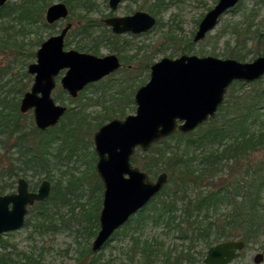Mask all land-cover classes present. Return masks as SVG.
Here are the masks:
<instances>
[{
    "label": "trees",
    "instance_id": "obj_1",
    "mask_svg": "<svg viewBox=\"0 0 264 264\" xmlns=\"http://www.w3.org/2000/svg\"><path fill=\"white\" fill-rule=\"evenodd\" d=\"M54 1L10 0L0 6V42L4 36H12L10 31L13 28L38 24L46 26L44 14ZM61 1L68 5L70 13L72 7L77 6L84 12V18L86 17V22L77 27L75 34V37L79 38V50L99 54L102 46L112 48L113 40L120 41V36L114 34L110 27L91 17L92 7L96 5L97 0ZM242 4L243 0L232 11L241 8ZM153 12L155 10L151 11ZM247 18L236 23L226 22L215 36V41L219 42L230 32L243 36L254 35L256 30L251 31L252 24ZM100 25L105 26L106 31L95 34V27ZM4 31L7 33L2 34ZM192 45L193 43H188L186 50H191L189 48ZM235 49L237 50L230 53L226 51L224 55L245 61L246 53L239 46ZM115 50L124 58L126 45L115 44ZM123 65L124 67L102 80L105 85L108 81L113 82L112 88L105 89L108 91L103 93L113 97L108 100L105 114L102 115L101 112L99 118L104 116L103 120L126 116L124 109L117 106V100L127 95L130 89L127 83H133L135 77L125 74L123 79L116 81L119 72L126 69L124 63ZM8 72L9 68L0 67V147H3V152L6 150L8 153L7 163L6 157L3 161V155H0V194L14 192L18 179L26 178L30 172L34 177H38L35 184L28 180L32 190H36L40 180L49 179L52 183V193L45 201L35 203L37 213L34 218L39 228H53L63 216L60 208L68 207L74 198L78 200L76 189L83 183H88L90 208L86 211L84 228L88 238L95 237L100 228L99 213L104 187L95 169L96 152L92 149L91 156L88 157V149L92 145L91 131L102 126L104 122L98 119L90 122L87 108L89 103L84 102L82 105L68 106L60 122L44 131L33 125L32 120V124L22 123L19 103L26 85H29V81L25 84L24 79L30 76L25 71L24 79L7 88ZM3 79L6 82H3ZM96 83L89 84L77 98L69 96L71 103L81 102L85 90L99 85L100 81ZM246 85L247 82L235 81L216 116L193 132L183 134L177 131L157 143L156 146L163 147L161 156L160 152L156 158L148 156L150 158L144 160L140 167L152 179L161 172H167L168 182L144 208L112 235L102 250L114 237L120 238L121 241L128 236L130 244L122 251L129 261L128 264H205L202 256L212 245L229 239H242L249 243L264 235V161L256 164L250 159L251 154L264 145V87L246 90L243 88ZM96 102L102 105L100 100ZM74 157H79L85 162L91 161L92 166L81 177L72 173L65 178L67 170L62 171L61 164ZM132 162L137 163L135 156ZM58 174L61 176V186L55 181ZM219 175L222 177L220 181ZM90 176L96 177L95 184L89 180ZM96 190L100 194L95 198ZM82 206L84 208L85 204L82 203ZM30 223L31 219L26 218L25 225ZM147 227L154 231L145 233ZM157 228H161L162 232H157ZM170 231L187 245L168 247L163 237L168 236ZM2 243V246H15L7 239ZM86 252L93 255L87 264H120L119 259L106 257L104 252L100 257L89 247ZM83 259H86L85 252H81L78 263ZM0 264L48 263L43 252L36 254L35 251H3L0 252Z\"/></svg>",
    "mask_w": 264,
    "mask_h": 264
},
{
    "label": "water",
    "instance_id": "obj_2",
    "mask_svg": "<svg viewBox=\"0 0 264 264\" xmlns=\"http://www.w3.org/2000/svg\"><path fill=\"white\" fill-rule=\"evenodd\" d=\"M9 0H0V6ZM240 0H218L200 21L194 36L196 43L212 31L220 18ZM122 0H109L117 10ZM70 15L68 5L54 2L48 6L45 18L48 24L65 20ZM116 34H140L150 31L157 18L146 11L103 20ZM68 23L59 34L43 41L36 52V61L28 65L34 75L33 84L21 99L22 113L33 111L36 127L44 131L57 125L66 114L67 105L59 104L52 96L56 77L66 69L61 85L76 98L84 88L113 74L121 67L116 54L99 56L91 52L65 48V39L72 28ZM264 77V55L244 62L235 58L214 55L182 54L163 57L151 67L150 80L135 93L136 112L125 118H114L95 131L93 140L98 157L96 171L103 183V201L99 214L100 229L94 237L91 250L99 252L112 235L144 208L168 182L167 172L155 179L132 158L138 149L148 151L154 144L177 131L187 134L213 117L225 100L229 87L235 81L252 82ZM52 193V183L44 179L37 190L20 177L15 192L0 194V240L3 234L25 225L29 207L44 201ZM244 240L222 241L207 251L205 264H230L239 258ZM264 259L255 256L256 263Z\"/></svg>",
    "mask_w": 264,
    "mask_h": 264
},
{
    "label": "rangeland",
    "instance_id": "obj_3",
    "mask_svg": "<svg viewBox=\"0 0 264 264\" xmlns=\"http://www.w3.org/2000/svg\"><path fill=\"white\" fill-rule=\"evenodd\" d=\"M59 1L61 0H55L54 2ZM217 2L218 0H122L118 9L113 11L109 6V0H97L96 5L92 7L93 13L91 14V17L97 19L98 22L101 23L106 17L112 15H129L139 10L149 13L155 10V12L151 14L155 15L157 18V24L150 31L143 32L135 36L126 32L121 34L113 32L114 34L120 36V41L118 42L117 40H113L114 46L112 45V48L110 46H102L100 53L97 54L99 56L116 54L120 58L122 64H125L126 69L119 72L116 81L118 79H123L125 74L135 77L133 78V80H135L133 83H127V85H130L127 95H123L122 98L117 100V106L122 107L125 111L124 115L134 114L136 112L135 93L140 86L146 84L150 80L152 65L161 60L163 57L168 56L176 58L182 54L207 56L214 55L215 52L216 54L214 56L228 58L224 55L226 54V51L229 53L231 51H235L237 50L235 48L238 46L244 53H246V59L244 62L253 61L258 56L264 55V0H243L242 7L236 11H227L223 14L220 18L219 24L212 31L208 32L202 41L198 43L194 41V36L198 30L200 21L206 13L217 4ZM83 14L84 12L79 7L74 6L72 7L71 13L67 19L60 20L52 25H49L46 22L44 14L46 26L38 24L31 27L26 26L25 28L17 27L16 29L13 28L10 31L12 36H4V39L0 42V67L9 68V72L6 75L9 85L7 82L6 87L9 88V86L13 83L25 78L24 73L25 71L28 73V65L36 61V52L41 43L50 36L59 34L68 23H72L73 25L72 28L69 29L70 32H68L66 36L65 48L67 50H79L77 48L79 38H76L75 34L78 31L77 27L86 22V17L84 18ZM246 17H248L247 19H249L252 24L250 28L251 31L256 30L254 35L243 36V34L237 35L236 33L230 32L227 33L219 42L215 41V36L219 33L218 31L223 28V25L226 24V22H241L245 21ZM102 31H106L105 26L100 25L95 27V34ZM5 33H7V31H4L2 34ZM190 42L193 43V45L189 48L191 50H186L188 43ZM114 43L116 45H120V43L126 45V50L123 52L124 58L117 50H115ZM122 67H124V65ZM65 72L66 69H63L56 77L57 85L52 92V96L55 101L59 104L71 107L88 102L89 104L87 108L90 113L88 117L90 122H95L96 120L94 119L102 120L104 124L111 121L108 119L103 120L104 116H102V118L99 117L101 112L102 115L105 114V107L106 105H109L108 100L113 98L112 96L109 97V94H103L108 91L105 89L112 88L113 82L108 81L105 85L102 84V79L100 80L99 85L92 86L89 89H86L87 91L85 90V94L83 95L81 102L77 103L72 101L71 103L68 98L70 95L61 85V78L64 76ZM29 76L30 78L24 79L25 84L29 81V85H26L25 92L29 91L33 84L34 75L29 74ZM139 76L140 78H137ZM3 82H6L5 79H3ZM98 82L99 81H97V83ZM252 82H247V85L243 88L249 90L260 88V86L264 87V77L259 82L257 80ZM241 88L242 87H239V89ZM23 95L20 98V102ZM262 95L264 97L263 93ZM97 100H100L102 105L97 104ZM219 108L216 114L218 113ZM20 113L22 123L26 125L32 124V120L33 125H35L32 110L28 113H22L21 111ZM216 114L209 119L214 118ZM117 117L124 118L125 116ZM98 129L99 127L93 129L90 133L92 145L89 146L88 157L91 156V150H95L93 136L95 131ZM2 139H4V137H2ZM10 143L11 141H9V144ZM157 143L154 144L148 151L140 149L136 151L134 156L137 160V163H135L137 166L140 167V164L150 157L156 158L155 156H157L159 152L161 156L163 147L159 145L156 146ZM9 144L6 145L7 148ZM1 154L3 155V161H5L4 157H6L7 163L8 153L6 150L3 152V147H0V155ZM169 156L170 154L168 153L167 157ZM250 159L252 163L256 164L264 161V145L254 151L253 154H251ZM96 163L97 161H95V169ZM91 166V161L85 162L83 159H79V157H74L69 162L61 164L62 171L67 170L65 178L69 177L72 173H74L76 177H81L85 171L91 168ZM62 171L59 172L61 173ZM59 176L60 175L58 174L55 180L58 185L60 184L59 179L61 177ZM156 177H154V179ZM95 178V176H90L89 180L92 184H95ZM26 179L27 181L29 180V182L31 181V184H35L38 177H34L32 172H30V175L28 174ZM221 179L222 177L219 175L218 181ZM43 180H40V183ZM40 183L37 185L36 189L39 187ZM206 183L207 182L205 181L204 184ZM76 190L79 194L78 200L74 198L73 203L68 207L63 206L60 210L58 209L63 216L62 218L60 217L59 221L57 220V225L53 228H39V226H37L36 219L34 218L37 210H35L34 205L31 206L26 217L31 219V223L29 225H24L16 231L3 234L0 240V252L6 251L13 253H26L29 251H35L36 254L43 252L48 264H87L89 260L93 258V255L90 252H86V249L89 247L91 250L90 246L94 239V237L88 238L84 228L87 219L86 211L90 208L88 204L90 196L89 184L83 183V185ZM99 194L100 192L96 190L94 193L95 198L98 197ZM82 203L85 204V209L83 208ZM151 230L154 231L151 227H147L145 233L149 234ZM157 230V232H162L161 228H157ZM4 239L9 240L10 243L15 246H8V244H6L5 246L7 247L5 248V246H2ZM163 239L168 247H173V245L180 246L181 244L187 245V243L180 240L176 234H173V231H170L168 236L165 235ZM129 244L130 239L128 236L123 238L121 241L120 238L114 237L106 248L100 250L96 254L100 257L104 252V256H112V258L119 259L120 264H128L129 261L122 251L126 250ZM207 250L204 251L202 256L203 258H205ZM81 252L86 253V259H83L81 263H78V258L81 256ZM258 253H263L264 255V235L257 240L246 243L244 249L241 251L240 257L235 259L231 264H264V259L260 263H256L255 256ZM134 264L138 263L135 262Z\"/></svg>",
    "mask_w": 264,
    "mask_h": 264
},
{
    "label": "flooded vegetation",
    "instance_id": "obj_4",
    "mask_svg": "<svg viewBox=\"0 0 264 264\" xmlns=\"http://www.w3.org/2000/svg\"><path fill=\"white\" fill-rule=\"evenodd\" d=\"M9 1H10V0H9ZM240 2H241V0L237 3V5H238ZM237 5H236V6H237ZM236 6H234V7H236ZM234 7L231 8V9H229L228 12H229V11H232V10L234 9ZM69 10H70V9H69ZM112 16H113V15H112ZM109 17H110V16H109ZM103 20H104V19H103ZM46 22H47V21H46ZM102 23H104V24L106 25V23H105L104 21H102ZM49 25H52V24H49ZM107 26H108V25H107ZM108 27H110V26H108ZM110 28H111V27H110ZM111 30H112V28H111ZM126 33H130V32H126ZM130 34H132V35H138V34H133V33H130ZM121 64H122V62H121ZM122 65H123V64H122ZM122 65H121V67H122ZM121 67H120V68H121ZM118 70H119V69H118ZM118 70H117V71H118ZM114 73H115V72H114ZM109 76H110V75H109ZM107 77H108V76H107ZM105 78H106V77H105ZM262 78H263V77H262ZM262 78H260V79H262ZM258 80H259V79H258ZM255 81H256V80H255ZM103 187H104V186H103ZM103 192H104V190H103ZM102 201H103V200H102ZM101 207H102V206H101ZM99 214H100V213H99ZM229 240H231V239H229ZM236 240H242V239H236ZM223 241H226V240H223ZM221 242H222V241H221ZM219 243H220V242H219ZM217 244H218V243H217ZM215 245H216V244H215ZM212 246H214V245H212ZM212 246H211V247H212ZM90 248H91V246H90ZM207 251H208V250H207ZM94 253H96V252H94ZM206 255H207V254H206ZM205 257H206V256H205ZM204 259H205V258H204ZM204 263H205V262H204ZM230 264H231V263H230Z\"/></svg>",
    "mask_w": 264,
    "mask_h": 264
},
{
    "label": "bare ground",
    "instance_id": "obj_5",
    "mask_svg": "<svg viewBox=\"0 0 264 264\" xmlns=\"http://www.w3.org/2000/svg\"><path fill=\"white\" fill-rule=\"evenodd\" d=\"M62 119V118H61Z\"/></svg>",
    "mask_w": 264,
    "mask_h": 264
}]
</instances>
